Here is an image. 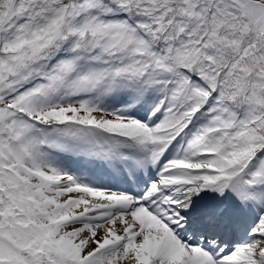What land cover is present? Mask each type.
I'll use <instances>...</instances> for the list:
<instances>
[{"label": "snow or ice", "instance_id": "snow-or-ice-1", "mask_svg": "<svg viewBox=\"0 0 264 264\" xmlns=\"http://www.w3.org/2000/svg\"><path fill=\"white\" fill-rule=\"evenodd\" d=\"M0 264H264V0H0Z\"/></svg>", "mask_w": 264, "mask_h": 264}]
</instances>
